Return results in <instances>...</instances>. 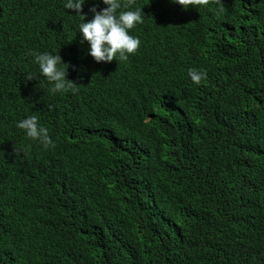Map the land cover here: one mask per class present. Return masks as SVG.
<instances>
[{
    "label": "trees",
    "instance_id": "1",
    "mask_svg": "<svg viewBox=\"0 0 264 264\" xmlns=\"http://www.w3.org/2000/svg\"><path fill=\"white\" fill-rule=\"evenodd\" d=\"M64 2L0 0V264H264V0H133L140 46L107 63Z\"/></svg>",
    "mask_w": 264,
    "mask_h": 264
},
{
    "label": "clouds",
    "instance_id": "2",
    "mask_svg": "<svg viewBox=\"0 0 264 264\" xmlns=\"http://www.w3.org/2000/svg\"><path fill=\"white\" fill-rule=\"evenodd\" d=\"M86 0H65L64 9L74 10L81 22L76 25V31L81 34L82 42L88 44V54L95 62H111L114 58L126 61L130 54L137 51L140 46L138 36L130 34L135 25L143 22L142 8L132 9L133 0H100L105 7L97 10V5H92L89 12L92 18L85 20L86 13H82V6ZM173 3L185 9L192 6L196 9L209 5L210 0H172ZM32 62L38 66L39 74L51 84L50 91L56 93L75 94L78 89L73 80L66 78L68 65L61 61L59 54L50 52H37L29 50ZM66 64L67 68L60 65ZM75 67V66H73ZM191 82L199 85L206 76L203 70L189 69L187 72ZM35 77L26 75L27 79ZM16 127L22 129L27 138L38 141L42 146L48 147L53 141L49 130L38 122L35 115L26 116L16 122Z\"/></svg>",
    "mask_w": 264,
    "mask_h": 264
}]
</instances>
